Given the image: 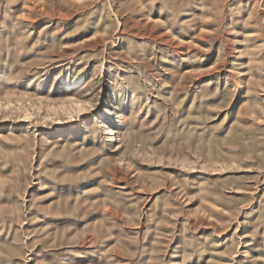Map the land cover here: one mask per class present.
Returning <instances> with one entry per match:
<instances>
[{"label": "rangeland", "instance_id": "rangeland-1", "mask_svg": "<svg viewBox=\"0 0 264 264\" xmlns=\"http://www.w3.org/2000/svg\"><path fill=\"white\" fill-rule=\"evenodd\" d=\"M0 264H264V0H0Z\"/></svg>", "mask_w": 264, "mask_h": 264}]
</instances>
